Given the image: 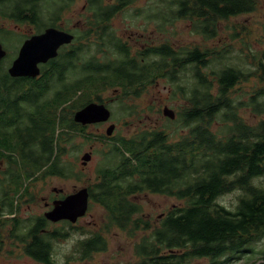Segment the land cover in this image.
Masks as SVG:
<instances>
[{"label": "trees", "instance_id": "1", "mask_svg": "<svg viewBox=\"0 0 264 264\" xmlns=\"http://www.w3.org/2000/svg\"><path fill=\"white\" fill-rule=\"evenodd\" d=\"M17 1L23 6L3 16L18 24H31L36 31L47 26L48 21H56L60 12L71 4V1L51 0L48 6L52 12L47 17L46 0ZM87 4V10L96 13L87 23L90 28L81 36L84 42L81 48L74 47L65 53L63 50L51 62V70L45 72L49 82L59 85L49 100L53 105L51 115L54 117L55 111L68 103L64 97L68 98L69 94L79 97L77 103L69 105L70 110L84 107L93 96L100 103L98 94L110 88L122 89L123 95L133 90L137 96L161 67L168 75L163 77L174 86L173 94L186 103L175 123L187 131L174 141L169 140L164 130L111 138V143L106 145L109 156L106 167L96 171L97 182L89 187L91 201L107 211L109 225L127 231L131 237L138 230L149 232L135 242L133 264H196L200 260H205V264H228L252 253L254 245L264 242V181L261 180L264 177V22L260 49L250 60L255 69L245 67L248 61L244 59V67L229 63L221 66L224 59L232 58L226 49L212 54L198 48L176 52L169 44L152 49L143 56L142 63L141 56H130L129 48L108 33L91 41L98 35L97 26L102 24V30L109 20L108 15L100 13L119 7L105 5L103 0H87ZM171 4L175 10L171 11V18L189 20L195 33L207 39L215 37L217 21L257 9L256 0H171ZM98 41L103 45L98 46ZM90 43L96 46L95 55L82 60L79 54L88 50ZM107 45L118 58L104 62L96 54ZM156 55L159 62L150 59ZM76 63L80 75L65 84L64 74L69 70L75 72ZM184 71L189 75L181 79L178 75ZM252 78L257 80V87H250L246 101L236 99L233 95L236 87ZM242 107H248L259 120L247 123L239 112ZM37 110L38 106L30 117L35 134L28 136V140L18 136L14 144L0 140V148L19 153V169L47 165L48 169H64L59 156L72 138L84 137L86 126L66 119V125L59 128L55 117L40 126L33 120ZM5 157L9 159L10 155ZM142 193L169 197L179 205L171 207L152 227L148 220L138 217L141 208L132 200ZM232 193H237L232 207L220 202V198ZM18 241L25 244V250L29 248L26 234L18 236ZM77 246L83 259L107 247L99 234ZM251 264H264V247Z\"/></svg>", "mask_w": 264, "mask_h": 264}, {"label": "rangeland", "instance_id": "2", "mask_svg": "<svg viewBox=\"0 0 264 264\" xmlns=\"http://www.w3.org/2000/svg\"><path fill=\"white\" fill-rule=\"evenodd\" d=\"M50 1L51 0H46V3L49 4ZM105 3L112 5L115 3V0H113L112 3L111 1H105ZM256 3L257 9L252 13L231 17L228 20L217 21L216 35L212 39H207L202 35L196 34L189 20L177 19L175 17L171 18L173 15L171 11H175L172 6L173 4H171V0H134V2L126 6L122 12L106 22V26H109V30L114 33L116 39L126 43L130 50V55L134 57H136L137 53L143 50L144 47L158 46L160 44H169L177 50L198 48L200 50H208L210 54H212V52L219 53L226 49V51L230 52L229 55H231L232 58L229 57L224 59L221 66L224 63H229L239 65V67L245 66L250 69H255V67L250 64L252 63L250 60L252 55L260 49L262 23L264 22V0H256ZM47 6L48 5H46V8H48ZM87 6L86 0L73 1L71 5L60 12V16L56 21H48L49 23L47 26L52 24L54 27L74 34L76 38L80 37L90 28L87 23L91 21V16L87 11ZM18 7H20L19 3L16 8ZM45 27L40 31H36L35 26L30 24H18L14 21L12 22L10 19L0 17V44L8 52L7 61L4 65H6L9 60L15 58L18 48L25 39L42 32ZM101 27L102 24H99L97 29L100 30ZM92 37L93 34L89 36V39L91 40ZM91 41L93 42L95 39ZM83 43V40H77V43L72 42L69 46L64 48V53L73 49L78 44ZM95 47L96 46L90 43L89 49L79 54L82 60L93 55ZM103 50V53L96 54L100 60L107 62L118 58V54L114 53L110 45L103 47ZM242 59L248 61L247 64L244 63V66ZM9 64L6 65V68L9 67ZM213 64L217 66L216 62ZM44 71L45 70H43V72ZM76 72L74 73L72 70L67 71L66 75L64 74L65 77L63 82L67 84L71 82L73 78H77ZM72 73L76 74V76ZM3 75V72H0V76ZM185 75H189V72H181L178 76L182 79ZM2 79L5 80V84L8 86L16 84L5 76H3ZM209 79H211V77ZM46 80L48 83H46ZM157 82L156 84L155 81L152 80L149 84L146 83L145 87L137 92V96H134L132 93L133 90H129L130 93L128 95H123V91L120 88H110L100 91L98 94L101 98L100 103L105 104L110 110V119L105 124L94 126L87 125L86 132L83 135L84 137L75 136L72 138V142L66 145L64 153L62 152L63 154L59 156V159L63 168L68 172V177L65 178V181L61 182L48 179V185L44 189L46 195H52L51 188L53 186L61 187L65 194H71L74 191L84 187L89 188L96 184V171L106 167L109 158V156L106 155L107 141L103 137H105V131L110 124L115 125L112 135L125 138L132 137L141 131L151 130H164L169 135V140L172 141L186 134V129L175 123L178 112L186 107L185 101L182 100L178 94H173L174 86L168 82L166 77L158 79ZM22 84L18 85L19 89ZM47 84L49 87L47 88L45 98L41 97L39 102L46 101L53 97L55 93L54 89L59 87V85H55L54 82H49L48 78L45 79V81L41 79L34 85L39 86L40 89L38 93L40 94L43 90V86ZM256 84L257 80L252 78L248 83L238 85L236 87V92L233 93L234 97L246 101L248 96L247 91H251V86L257 87ZM26 87L27 85H25L24 89ZM34 89L36 91L38 87H34ZM22 94L23 93H20V95ZM29 94L30 96H35V92ZM27 95L28 94H25V96ZM64 98L67 99L68 103L55 111L56 114L54 113L55 124H57L56 126H59V128L60 125L63 127L66 125V119L72 122V117L77 110H70L68 107L73 103H77L79 100L77 95L73 97L72 94H69L68 98L65 95ZM94 99L95 96H93L92 100L88 101V103L98 102ZM52 106L53 105L50 103L39 105L36 111L37 114L34 116L38 124H45L46 121L54 118L50 112ZM21 107H24V105L18 102V110H21ZM164 108L174 112L175 117L173 120L163 115ZM15 111H17L16 107L15 109L13 107L10 108V112L6 116H2L1 119L10 123L18 119L21 123L19 126L23 125L22 127L29 128V130H26L25 135H34V127L27 120L26 114L28 112L21 110L20 114L18 112L16 115L14 114ZM239 112L249 124H254L259 120V116L253 114L248 107H242ZM262 118H264V116H262ZM216 129L217 126H214L213 130ZM86 152L91 154V159L85 166H82L81 157ZM47 167L48 165L39 169ZM261 180L264 181V177ZM236 196L237 193H232L219 200L226 206L232 207L236 203ZM132 200L141 208V213H139L138 217L143 220H148L152 227L158 224L159 220L171 207L179 205V203L172 198L144 193L133 196ZM41 209H43L41 204L40 207L37 205H35V207L32 206L28 217L30 215L34 216L35 214H39ZM71 226L72 228H69L68 225L65 226L66 231L70 233L67 241L63 246L59 247L57 245L54 249L57 251L56 254L60 260L67 258V261L73 264L82 263L78 260L79 253L76 252L77 241L93 233L100 234L105 239L107 247L105 251L94 253L86 259L87 261H85L87 264H133L136 261V256L134 254L135 242L143 235L147 236L149 234L148 231L138 230L134 234V237H131L127 231L109 225L107 211L93 201L89 202L86 215L78 220L75 225ZM13 243L17 244L15 242ZM18 245L17 249H23L20 244ZM263 247L264 242H260L253 246L252 253L250 252L244 256L242 255L239 259L233 260L228 264H251L259 257V251ZM57 261L58 264H60L58 258ZM14 263L19 264L16 261H14ZM205 263V260L196 262V264Z\"/></svg>", "mask_w": 264, "mask_h": 264}, {"label": "flooded vegetation", "instance_id": "3", "mask_svg": "<svg viewBox=\"0 0 264 264\" xmlns=\"http://www.w3.org/2000/svg\"><path fill=\"white\" fill-rule=\"evenodd\" d=\"M61 1L63 2L71 1L72 3L75 0H61ZM105 1H111L112 3L113 0H103V2L105 5H109L112 7H115V6L119 7L118 10H108V11H104L100 13V14L108 15L109 16L108 21H110L111 18L115 17L120 12H122L126 6L134 2V0H115V3L111 5V4L105 3ZM14 2L15 4H13ZM18 2L20 3V1H17V0H0V17L8 19V16H3L4 13L6 15H10L11 12H15L19 10L20 7H22L23 5H21L20 3V7L16 8L18 6L17 4ZM121 2H127V3L131 2V3L125 6H122L121 4H119ZM25 3L26 1L24 2V4ZM47 7L48 8L45 9V12H46L47 17H50L48 15H51L52 11L49 10V6ZM21 10H24V9H21ZM88 12L90 13V16L96 13V11H88ZM23 15H26V14L23 13ZM49 25L50 26H47L44 29L46 28L59 29L57 27H54L52 24H49ZM59 30H62V29H59ZM65 32H68V31H65ZM96 33L98 35L94 37V39L99 38L100 34L108 33V36L112 35V37L115 40H117L119 43L123 44L124 46H127L126 43L115 38L114 33H112V31L109 30V26H106L102 30L96 29ZM72 35L74 36V34ZM77 40L81 41L82 40L81 36L77 38L74 36L73 42L77 43ZM98 42H99L98 46L103 45L102 42L100 41ZM69 45L62 46L58 50L57 57L62 53L64 48ZM162 45L163 44H160L158 46L144 47L143 50L137 53L136 57L139 58L141 56L140 61L143 63L145 62L143 56H147L148 53L150 54L152 49L161 48ZM81 46L82 44H78L77 46H75V48H78V47L81 48ZM170 47L174 51L178 52L177 49L173 48L172 46ZM3 49L6 51V56L0 60V72H3L4 74L3 76L10 79L11 81H14V83L16 84H11L10 86H8L5 84V80L2 79L3 76H0V140L6 139L7 143L14 144L18 136L24 138L25 140L29 139L28 136L25 135L26 132L21 131V130H24L25 127H22L23 125L19 126L21 123L19 122L18 119H15L12 123H10L8 121L1 119V117L6 116L10 112V108L13 107L15 109L16 107L17 111H15L14 114L17 115L18 112L20 114L21 110L28 112L26 116H27L28 122L30 123V117H32L31 113H33V111L36 110V107L38 106L39 108V105L44 104V103L49 104L50 99L39 102V99L41 97L45 98L47 88L49 87L48 84L43 86V90L41 91L40 94L38 93L40 89L39 86H35L34 84H36V82H38L41 79H44L45 81V79L49 78V75H46L45 72L51 70V62H53V60H56L57 57L52 60H49L45 64L39 65L40 75L38 77L33 78V79L26 78V77L16 78V77H11L8 74V70L13 60L16 58L18 50H17L15 58L12 60H9V62L7 63V64L10 63L9 67L6 68L7 64L4 65V63L7 61L8 52L4 47ZM101 50L102 52L104 51L103 47L101 48ZM150 59H152L155 62H159V58L157 55L154 58L151 57ZM75 65L76 66L74 70L75 72L77 71L76 74L77 76H79L80 75L79 68H78L79 63H76ZM68 67L69 66L66 65V69H68ZM43 70L45 71L43 72ZM76 74H74V76H76ZM166 74H167V71H163V69L159 67L157 71L153 73V76L151 77L157 84L158 79H161L163 75L168 77V75ZM18 83L19 84L25 83V84H22L19 89ZM46 83H48L47 80H46ZM25 85H27V87L24 89ZM34 87H38V89H36L35 91ZM33 92H35V96H30L29 93H33ZM20 93H23V94L20 95ZM25 94H28V95L25 96ZM18 102H21L24 105V107L20 108L21 110H18ZM96 103H99V102H96ZM33 120H35L34 117H33ZM108 120L103 123H97V124H92V125L94 126V125H99V124H105L108 122ZM30 124L33 125L32 122ZM39 125L43 126L42 124H39ZM111 125H113L115 129L114 124H110L108 125V127ZM112 134L110 136L105 135V137L103 138L105 140L107 139L106 141L108 143H111V138L114 137V135ZM40 141L42 140H38L39 143ZM107 142H106V145L108 144ZM4 155L5 156L10 155V158L7 159ZM19 158L20 156L18 152H12L11 150H2L0 148V264H10V263H14V261L18 262L19 264H23V263L25 264H58L57 258L60 264H73L67 261V258L60 260L56 254L57 251L54 249V247H56L57 245L59 247L64 245V243L67 241V239L70 236V233L66 231L65 226L68 225L69 228H72L71 225H75L78 220L82 219L86 215L88 208H87L85 215L80 218H77V220L73 223L68 220H60L56 222H52L48 220L45 217V214L53 210L56 204L64 201L68 196L76 193L78 190L74 191L71 194H65L61 187L53 186L51 188L52 195H46V193L44 192V189L48 185V179H54L57 182L65 181V178L68 177V172L65 169H48V168L19 169L18 164H17ZM87 190H88V195H89V198H88V206H89V202L91 201V198H90L89 188H87ZM40 204L42 205L43 209H41L39 214H35L34 216L30 215L28 217V214L30 213L32 206L35 207V205H37L38 207H40ZM23 234H26L27 236V246L29 248L26 250L23 248L25 244L20 243L18 241V236L23 235ZM96 234L98 233L90 234L87 237L84 236L82 237L81 240L77 241V243L79 242L81 243L85 241L86 239L92 238ZM13 242L17 244H14ZM18 244H20L23 249H17V247L19 246ZM78 246H77L76 252L79 253L78 260L82 262L79 264H87L86 259L88 258H85V259L82 258V254ZM97 252L99 251L92 252V254L97 253Z\"/></svg>", "mask_w": 264, "mask_h": 264}, {"label": "water", "instance_id": "4", "mask_svg": "<svg viewBox=\"0 0 264 264\" xmlns=\"http://www.w3.org/2000/svg\"><path fill=\"white\" fill-rule=\"evenodd\" d=\"M74 36L68 32L56 29L46 28L39 34L32 35L21 44L16 58L13 60L8 74L11 77L36 78L40 75L39 65L47 63L57 57L58 50L62 46L73 42ZM6 56V51L0 44V60ZM163 115L173 120L175 115L170 109L164 108ZM110 117V111L102 103L90 102L77 110L72 120L75 124L87 126L106 122ZM114 126H109L105 135L110 136ZM91 159V154L86 152L81 157V164L85 166ZM88 190L82 188L76 193L68 196L64 201L56 204L45 217L52 221L68 220L75 222L77 218L85 215L88 208Z\"/></svg>", "mask_w": 264, "mask_h": 264}]
</instances>
